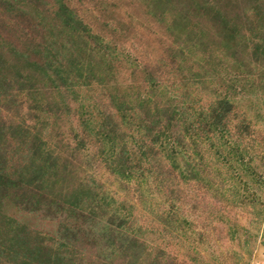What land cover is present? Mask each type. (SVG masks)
Listing matches in <instances>:
<instances>
[{
    "label": "trees",
    "instance_id": "1",
    "mask_svg": "<svg viewBox=\"0 0 264 264\" xmlns=\"http://www.w3.org/2000/svg\"><path fill=\"white\" fill-rule=\"evenodd\" d=\"M144 1L177 46L170 65L163 62L174 66L162 72L170 84L155 71L119 82L125 62L137 66L63 0L47 11L53 18H38L48 29L39 43L22 50L0 40V184L4 193L22 192L9 196L24 212L43 211L51 198L70 207L50 249H35L21 264H169L156 236L169 243L175 227H187L180 211L188 201L263 200L264 135L237 100L256 110L255 119L264 116V0ZM34 6L0 0L9 12L27 15ZM51 123L61 146L67 131L78 141L79 153L64 163L42 151ZM13 146L28 160L21 182L13 179L21 169H13ZM82 151L92 152V172L105 156L116 192L85 174ZM132 184L140 209L130 201ZM7 223L11 233L16 221ZM204 226L206 243L214 228Z\"/></svg>",
    "mask_w": 264,
    "mask_h": 264
},
{
    "label": "rangeland",
    "instance_id": "2",
    "mask_svg": "<svg viewBox=\"0 0 264 264\" xmlns=\"http://www.w3.org/2000/svg\"><path fill=\"white\" fill-rule=\"evenodd\" d=\"M32 1L38 7L34 6L27 15L22 12H9L0 7V40H4L6 44L17 49H22L32 43H39L42 36L45 37L48 29L40 25L38 18H53L50 14L56 10L54 7L57 8L58 0ZM63 1L92 28L93 34L102 36L118 51L124 52L127 58L137 66L136 69H129L125 62L119 82L130 83L134 81L137 74L144 79L145 73L154 71L164 76V84H170L173 80L172 75L162 74V72L167 70L165 73H168L174 66L165 68L163 62L166 61L170 65L168 57L177 46L167 33V25L157 19L147 2L144 0ZM48 10L52 12L47 13ZM247 17L254 18L255 15L248 14ZM237 105L241 114L245 113V110L248 111L250 118L257 122V129L264 135V116L255 119V116L260 115L254 108H247V103L240 100H237ZM55 118L54 114L51 115L52 121ZM56 129L51 123L50 127L43 132L42 137L48 142V146L42 151L47 153V157L54 160L60 159L61 163H64L73 152H78L75 150L78 141L74 139L72 132L67 131V139L61 146L57 141L58 130ZM63 131L66 133V130ZM16 147H12L10 158H15L12 163L14 170L21 168L13 179L21 182L22 169L27 166L28 160L24 161L18 155L21 153L16 152L14 149ZM91 153L82 151L80 164L86 171L85 174L87 176L95 174L97 180L99 182L101 180L104 184L105 189L109 188L116 192L119 184L109 173L104 163L105 156L98 158L93 166V172L90 171L88 162H90ZM48 179L45 178V180ZM55 181L56 179L52 180V182ZM71 184L73 187L74 180H71ZM4 190L0 184V197L6 195L5 197L8 198L3 205L0 204V252H5L0 254V264H21L32 258L35 249L42 251L50 249V239H54L61 224L69 223L67 210L70 207L59 199L56 201L51 198L43 211L37 214L24 212L14 204L16 199L9 196L17 193L20 199L22 192L16 187L5 193ZM22 190L25 189L22 188ZM135 190V185L132 184L130 201L139 207V196ZM251 192L254 193L255 190L252 189ZM125 196L123 192H119L116 196L118 199L116 205L122 213L120 203ZM60 209H65L66 212H61ZM180 212L181 220L189 222L187 227L184 224L182 225L184 229L175 227L172 235L176 238L171 237L169 243L163 244L160 241V235L156 236V239H159L156 245L162 244V248H165L169 264H264V197L263 200L260 198L253 205L248 203L247 206L235 204L234 201L226 204L223 200L208 198L205 204L200 203L195 207L192 200L188 201ZM9 219L16 221L14 231L12 230L11 233L7 223ZM204 223H210L214 228V230L208 229L212 232L209 236L212 239L206 240V243L202 240L206 239L205 236L200 235L205 232Z\"/></svg>",
    "mask_w": 264,
    "mask_h": 264
}]
</instances>
